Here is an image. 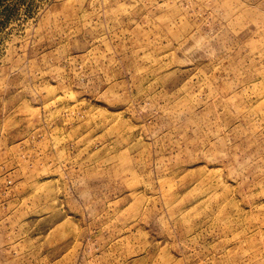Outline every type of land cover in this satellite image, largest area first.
I'll return each instance as SVG.
<instances>
[{"label": "rangeland", "instance_id": "1", "mask_svg": "<svg viewBox=\"0 0 264 264\" xmlns=\"http://www.w3.org/2000/svg\"><path fill=\"white\" fill-rule=\"evenodd\" d=\"M0 264H264V0H0Z\"/></svg>", "mask_w": 264, "mask_h": 264}]
</instances>
